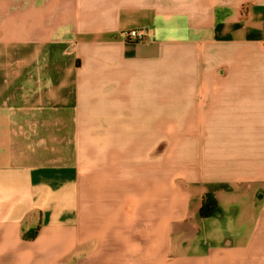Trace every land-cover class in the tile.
I'll use <instances>...</instances> for the list:
<instances>
[{
	"label": "crops",
	"instance_id": "0c3cea01",
	"mask_svg": "<svg viewBox=\"0 0 264 264\" xmlns=\"http://www.w3.org/2000/svg\"><path fill=\"white\" fill-rule=\"evenodd\" d=\"M0 264H264V0H0Z\"/></svg>",
	"mask_w": 264,
	"mask_h": 264
},
{
	"label": "trees",
	"instance_id": "16d2710c",
	"mask_svg": "<svg viewBox=\"0 0 264 264\" xmlns=\"http://www.w3.org/2000/svg\"><path fill=\"white\" fill-rule=\"evenodd\" d=\"M217 212V201L211 193L204 195L200 208L201 217H210ZM38 228L24 234L25 238H33L37 234Z\"/></svg>",
	"mask_w": 264,
	"mask_h": 264
},
{
	"label": "built area",
	"instance_id": "2783aa9c",
	"mask_svg": "<svg viewBox=\"0 0 264 264\" xmlns=\"http://www.w3.org/2000/svg\"><path fill=\"white\" fill-rule=\"evenodd\" d=\"M125 36L129 40L143 41L145 39V33L135 29L127 31Z\"/></svg>",
	"mask_w": 264,
	"mask_h": 264
}]
</instances>
